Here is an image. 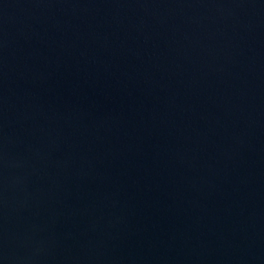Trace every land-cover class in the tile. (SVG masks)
I'll return each instance as SVG.
<instances>
[{"label":"water","instance_id":"1","mask_svg":"<svg viewBox=\"0 0 264 264\" xmlns=\"http://www.w3.org/2000/svg\"><path fill=\"white\" fill-rule=\"evenodd\" d=\"M0 264H264V0H0Z\"/></svg>","mask_w":264,"mask_h":264}]
</instances>
